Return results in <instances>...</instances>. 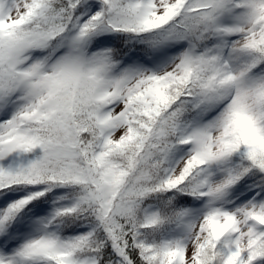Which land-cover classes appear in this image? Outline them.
Listing matches in <instances>:
<instances>
[{
  "label": "snow or ice",
  "instance_id": "snow-or-ice-1",
  "mask_svg": "<svg viewBox=\"0 0 264 264\" xmlns=\"http://www.w3.org/2000/svg\"><path fill=\"white\" fill-rule=\"evenodd\" d=\"M0 264H264V0H0Z\"/></svg>",
  "mask_w": 264,
  "mask_h": 264
}]
</instances>
